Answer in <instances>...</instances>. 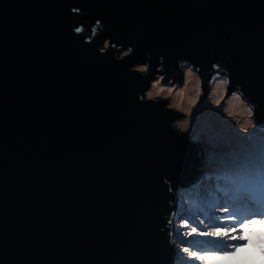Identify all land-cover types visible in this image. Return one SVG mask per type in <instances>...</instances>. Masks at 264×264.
Returning a JSON list of instances; mask_svg holds the SVG:
<instances>
[{
  "label": "water",
  "instance_id": "95a60500",
  "mask_svg": "<svg viewBox=\"0 0 264 264\" xmlns=\"http://www.w3.org/2000/svg\"><path fill=\"white\" fill-rule=\"evenodd\" d=\"M107 39L134 53L101 54ZM159 57L178 83L179 59L227 58L229 92L242 85L264 124V0H0V264H171L163 178L200 171L168 102L138 101Z\"/></svg>",
  "mask_w": 264,
  "mask_h": 264
},
{
  "label": "clouds",
  "instance_id": "9594fccd",
  "mask_svg": "<svg viewBox=\"0 0 264 264\" xmlns=\"http://www.w3.org/2000/svg\"><path fill=\"white\" fill-rule=\"evenodd\" d=\"M80 9L73 8V13H80ZM103 28L100 20H97L91 28V35L85 38L86 43H91L92 39L98 35V31ZM83 26H76L73 28V32L76 35H84ZM110 49H116L114 58L117 61H122L130 57L134 53V47L128 46L124 48L122 45L113 44L110 39H107L103 47L99 46L98 51L101 54H106ZM228 63V59L224 58L221 61L212 62L211 67L201 69L199 66L193 64L189 60L179 59L177 61V68L182 72V82H174L172 78L166 79V73L164 68V58H158V64L155 71V78L149 81V86L142 92L138 93V101L141 103H160L168 101L164 105V111H172L179 114L183 119L176 118L170 122V127L176 131L178 135L184 136L192 131L193 122V109H198V105L202 103L209 106V115L211 110L220 109V113L225 120L235 124L236 127L244 133H247L250 129L256 127L264 128V124H256L254 119L256 105L250 103L245 96V92L242 85L236 84L234 90L229 92L232 87V78L229 69L224 67ZM130 71L140 74L141 77H146L151 71V54H146L144 63H137L130 67ZM204 75L209 77L208 94L202 101L201 97L204 96ZM223 107L221 108V105ZM199 111V109H198ZM187 137V136H186ZM193 142L195 136L192 137ZM193 144V143H192ZM193 152L195 151L194 144L192 145ZM194 154L197 156L196 152ZM204 159V153H203ZM198 160V172L197 178L194 182L187 186H177L184 190L187 187L194 186L197 182L203 183V180H207L208 183L212 180V177H205L202 171L203 162L197 156ZM211 175V174H210ZM169 186V192L171 188V182L167 181V178H163ZM228 187L221 190L214 188L213 181L205 185V189L213 186L216 192H223L227 194L228 191L233 192L231 197L233 202L237 203V207L243 211L244 205L240 204L242 196L246 195L249 201L255 202L256 198L261 196V192L256 186L255 181L250 174H237L236 176H228L225 178ZM192 188L197 187L198 185ZM189 197V196H187ZM174 198V196H173ZM217 199V198H214ZM217 201H214L216 204ZM189 201L185 200V204ZM184 204V205H185ZM190 207H194L191 202ZM196 210V208H195ZM195 210L192 212L195 213ZM224 211H228L227 208ZM183 212V211H182ZM191 213V212H190ZM173 214V210H172ZM171 214V216H172ZM193 216L191 215V218ZM181 225L188 229L185 236L190 237L193 233H196L198 229L195 227H189L188 221H181ZM172 226V224H171ZM172 229V240L176 242L174 237V229ZM239 231V235H233L230 233H236ZM200 235L219 236L226 237L229 241H237L240 243H230L229 247L231 251H212V252H198L190 250L188 247H181V252L189 259H194L198 264H264V219L258 217H252L251 219H245L239 226V229H209L207 233H200ZM243 242V243H241ZM175 249V248H173ZM175 254V253H173Z\"/></svg>",
  "mask_w": 264,
  "mask_h": 264
},
{
  "label": "rangeland",
  "instance_id": "374dc122",
  "mask_svg": "<svg viewBox=\"0 0 264 264\" xmlns=\"http://www.w3.org/2000/svg\"><path fill=\"white\" fill-rule=\"evenodd\" d=\"M206 96L203 99L201 98V100L203 101ZM222 107L223 105H221V108ZM198 109H193L194 117L192 129H194L192 134L195 136V139L203 141L205 147L203 150L204 159L202 167L204 176L206 178L212 177L211 181L215 180L213 181L214 188L218 190V188L221 187H224L223 189L228 187L225 179L226 177L236 176L237 174H250L260 190L261 196L264 197V129L256 127L244 133L241 132L235 124L225 120L222 113H220V109L211 110L210 115V108L206 104L202 103L198 105ZM180 119H183V117ZM213 127H217L219 130L213 129ZM220 134L222 135L220 136ZM203 182L208 183L206 179L203 180ZM203 187L205 188V186ZM195 189L198 188L195 187ZM215 189H213V186L208 189V193L213 195H209L207 198L213 199L214 196V198H217L214 199V201L217 202L207 213L199 211L195 206V213L182 212V208L185 207V200L189 201V203L186 204L190 205L192 197L183 196L184 190H182V188L175 187L173 189L174 198L171 224L172 227L175 228L173 239H175L176 242L171 240V246L175 248L176 264H196L192 259L186 261L183 258L184 254L179 251L181 247H185L188 243H192L191 237H182L180 235V233H184L186 230V228L181 225V221H188V219L185 218L186 215L193 216L191 220L188 221L189 227L206 229L207 231L209 229L224 227V221L230 219L231 213L224 211V209L233 206V201L231 199V197H233V192L228 191L227 195L219 191L215 193ZM241 196L243 200L248 199L246 195L241 194ZM180 242L184 244H180ZM231 243L235 242L233 241ZM193 246L195 247L196 245L193 244Z\"/></svg>",
  "mask_w": 264,
  "mask_h": 264
},
{
  "label": "snow or ice",
  "instance_id": "6c2138e0",
  "mask_svg": "<svg viewBox=\"0 0 264 264\" xmlns=\"http://www.w3.org/2000/svg\"><path fill=\"white\" fill-rule=\"evenodd\" d=\"M192 197V203L194 206L203 213H207L210 208L214 206V196L213 199H208V191L201 186L199 189H192L188 194ZM240 204L244 205V210L241 211L237 207L236 202H232L233 206L227 208L228 212L231 213L230 219L224 221V227L221 229H239V226L243 223L245 219H251L252 217H261L264 219V197L260 196L255 199V202L247 200H240ZM196 228V227H195ZM198 229V228H196ZM187 228L184 233H180L182 237H185ZM200 233H207L206 229H198L196 233H193L190 237L192 238V243H188L187 246L190 250H195L198 252H212V251H231L229 244L233 241H229L226 237L219 236H209V235H200ZM233 235H239V231L236 233H230ZM195 238V239H193ZM235 243H240L239 240L234 241ZM180 244H184L180 242ZM193 244L196 246L194 247ZM181 252V250H179ZM183 258L188 261L189 258L186 255H183ZM194 260V259H192ZM195 261V260H194ZM197 264V261H195Z\"/></svg>",
  "mask_w": 264,
  "mask_h": 264
},
{
  "label": "flooded vegetation",
  "instance_id": "af4514ba",
  "mask_svg": "<svg viewBox=\"0 0 264 264\" xmlns=\"http://www.w3.org/2000/svg\"><path fill=\"white\" fill-rule=\"evenodd\" d=\"M222 105H223V104H222ZM181 117H182V116H180L179 114H176V113H175V119H176V118H181ZM193 129H194V128H193ZM192 132H193V130L190 131V133L187 134L186 136H187V138H188V139L194 144V148H195V150H196V154H197V156L199 157V159H201L202 162H203V150L205 149V147H204V145H203V141H200V140L195 139V141L193 142V140H192V137H193ZM171 264H176V262H175V254H174V258H173V260L171 261Z\"/></svg>",
  "mask_w": 264,
  "mask_h": 264
},
{
  "label": "trees",
  "instance_id": "16d2710c",
  "mask_svg": "<svg viewBox=\"0 0 264 264\" xmlns=\"http://www.w3.org/2000/svg\"><path fill=\"white\" fill-rule=\"evenodd\" d=\"M221 179V178H220ZM196 185H198L199 187H201V186H205V185H207V183L206 182H203V183H200V182H197L194 186H196ZM193 186V187H194ZM224 187H221L220 189H223ZM192 190H191V187H187V188H185L184 189V193H183V196H190V195H188L190 192H191ZM182 210H183V212H192L193 210H195V208H193V207H190L188 204H185V207H183L182 208ZM185 218L186 219H188V221L189 220H191V215H186L185 216Z\"/></svg>",
  "mask_w": 264,
  "mask_h": 264
},
{
  "label": "bare ground",
  "instance_id": "6f19581e",
  "mask_svg": "<svg viewBox=\"0 0 264 264\" xmlns=\"http://www.w3.org/2000/svg\"><path fill=\"white\" fill-rule=\"evenodd\" d=\"M234 126H235V125H234ZM213 129L219 130V129H217V127H213ZM211 133H213V132H211ZM211 135H214V134H211ZM211 135H210V136H211ZM221 135H222V134H220V136H221ZM219 139H220V137H219ZM192 145H193V144H192ZM218 155H219V154H218ZM231 156H232V155H231ZM231 156H230V157H231ZM232 157H234V156H232ZM226 159H227V157H226ZM221 160H222V159H221ZM219 161H220V160H219ZM230 161H231V160H230ZM226 163H227V162H226ZM228 173H229V172H228ZM171 244H172V242H171Z\"/></svg>",
  "mask_w": 264,
  "mask_h": 264
}]
</instances>
